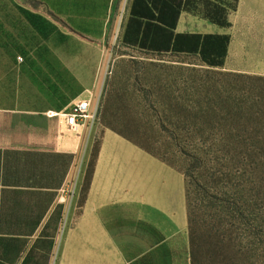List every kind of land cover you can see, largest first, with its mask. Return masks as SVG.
I'll list each match as a JSON object with an SVG mask.
<instances>
[{
	"label": "rangeland",
	"instance_id": "1",
	"mask_svg": "<svg viewBox=\"0 0 264 264\" xmlns=\"http://www.w3.org/2000/svg\"><path fill=\"white\" fill-rule=\"evenodd\" d=\"M130 2L110 1L101 41L73 43L67 16L39 0H0V57H66L35 64L50 69L34 76L63 97L77 94L66 109L89 98L95 113L91 125L70 131L86 138L89 157L66 196L82 199L101 136L113 132L183 173L196 264H264V0H238L229 13L224 68L125 47ZM24 11L44 20L27 22ZM185 13L188 29L205 30L200 14ZM88 78L94 87L83 89Z\"/></svg>",
	"mask_w": 264,
	"mask_h": 264
},
{
	"label": "crops",
	"instance_id": "2",
	"mask_svg": "<svg viewBox=\"0 0 264 264\" xmlns=\"http://www.w3.org/2000/svg\"><path fill=\"white\" fill-rule=\"evenodd\" d=\"M39 1L67 16L68 41L103 39L111 0ZM184 16L176 33L226 34L208 21L191 31ZM66 60L0 57V264H191L183 175L120 135L103 132L82 199L66 196L88 142L54 113L77 94L63 97L34 76L50 69L35 64ZM85 81L83 89L94 87Z\"/></svg>",
	"mask_w": 264,
	"mask_h": 264
},
{
	"label": "trees",
	"instance_id": "3",
	"mask_svg": "<svg viewBox=\"0 0 264 264\" xmlns=\"http://www.w3.org/2000/svg\"><path fill=\"white\" fill-rule=\"evenodd\" d=\"M237 4L238 0L232 3L231 0H131L122 43L129 49L151 56L195 55L201 65L221 68L230 42L228 34L176 33L175 28L181 12L198 13L209 23L228 28V15L236 10ZM187 233L190 263L196 264L195 239L188 207Z\"/></svg>",
	"mask_w": 264,
	"mask_h": 264
},
{
	"label": "built area",
	"instance_id": "4",
	"mask_svg": "<svg viewBox=\"0 0 264 264\" xmlns=\"http://www.w3.org/2000/svg\"><path fill=\"white\" fill-rule=\"evenodd\" d=\"M90 99H78L69 109L54 113L62 127L68 131H76L91 125L95 113L90 109Z\"/></svg>",
	"mask_w": 264,
	"mask_h": 264
}]
</instances>
